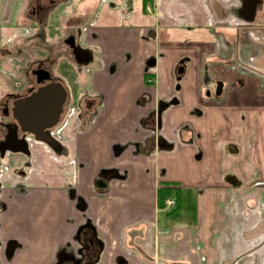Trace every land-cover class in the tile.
Masks as SVG:
<instances>
[{
  "label": "crops",
  "instance_id": "1",
  "mask_svg": "<svg viewBox=\"0 0 264 264\" xmlns=\"http://www.w3.org/2000/svg\"><path fill=\"white\" fill-rule=\"evenodd\" d=\"M243 1L0 0V78L49 61L87 100L58 151L26 138L28 154L0 155V264H256L264 0L241 31ZM224 3L239 25L222 26ZM67 36L86 55L76 72ZM161 185L179 188L175 214L156 210Z\"/></svg>",
  "mask_w": 264,
  "mask_h": 264
},
{
  "label": "flooded vegetation",
  "instance_id": "2",
  "mask_svg": "<svg viewBox=\"0 0 264 264\" xmlns=\"http://www.w3.org/2000/svg\"><path fill=\"white\" fill-rule=\"evenodd\" d=\"M219 18H220V20H224V19H226V16L225 17L220 16ZM241 19L244 20V22L242 20V25H240V27H242L241 28V31H242V30H247V29L253 28L252 25H254L255 20L257 18H255V16H253V19L251 21H248L247 17H243ZM255 25H256V23H255ZM259 26H261V25H256L255 28H257ZM64 42L70 48V55H71V62H72V64H70V66H72V67L75 66L74 71L76 72L77 70H79L78 64L85 61L86 55H84L81 52L80 48L76 45L74 36H67L65 38ZM48 65H49V61L38 60L35 63V66L33 68H31V70H30L31 73L30 72L28 73L26 71H25V73H23V75L20 79V85H19V87L21 89L20 92L16 93L13 91H8V90L6 91L5 90V92L2 93V95H0V144L2 142L7 141V144L9 146H13V144L11 142V137L14 134V132L16 133L18 140L23 139L25 142V139L29 138V139L35 141L32 135H30L28 133L21 132L17 121L13 118V114H12L13 104L15 101L26 98V97L30 96L32 93H35L39 88H42V87L47 86L49 84H59L62 86V88L66 92V98H65V101L62 105V112L59 115V119H58L57 124L48 130L50 132V137L52 138V140L55 143V149H52L47 145H45V146L50 148L52 151H58L60 149V145L57 144V142L53 136V132L55 131L57 126L61 123L62 118H64V116L66 115V113H65L66 110H68L70 107L74 108V110H75L76 107L81 106L80 103H85L87 100L85 98H83V99L81 98V99H79L80 102L78 100L76 101V97L73 96V93L74 92L76 93V90L72 89V91H71L70 88L66 87L64 81L61 80L60 78L56 77L53 74V72L50 70ZM71 71H73V70H71ZM181 71H182L181 69L178 70V73L180 74ZM148 80H151L152 82L148 83ZM146 81L148 84H153V82H154V80L150 77H148ZM218 89H219V85L217 87V90ZM35 142H38V141H35ZM25 146H26V143H25ZM6 152L12 153L10 151H3V152L0 151V155L3 157V155ZM21 154H23V155L28 154L27 147H26V152L21 153ZM20 174L23 175L22 172ZM101 182H103L105 184V180H99L98 181V183H101ZM157 188H159V186ZM156 191H157V189H156ZM168 199H173L174 206H173V208H170V209L166 208L164 206V201H165L164 200L163 201V209H161V210L166 211V213L173 210L176 206V203H175V200L173 197L168 198ZM156 210H159V209L156 207ZM85 231H86L85 233L88 232V230H85ZM76 234H77L76 242L80 245V248H82L84 250V249L88 248L87 247L88 245L92 246V244H91L92 240L87 239L85 241V238L83 235L84 233L80 234V232H77ZM91 237H93V236H91ZM88 242H89V244L87 245L86 243H88ZM263 242H264V239L262 241L258 242L255 246L256 248L254 249L255 257H256V261H257L256 264H261L259 257H262L264 255V243ZM95 243H97V241H95ZM233 263L235 264V262H232L231 264H233Z\"/></svg>",
  "mask_w": 264,
  "mask_h": 264
},
{
  "label": "water",
  "instance_id": "3",
  "mask_svg": "<svg viewBox=\"0 0 264 264\" xmlns=\"http://www.w3.org/2000/svg\"><path fill=\"white\" fill-rule=\"evenodd\" d=\"M256 0H246L242 2L244 13L248 15V21L252 20L254 10L256 9ZM225 10L231 12L230 16L222 22L223 27L239 25L234 18V6L224 3ZM214 17L213 11H211ZM215 20V18H214ZM66 98V92L59 84H49L39 88L30 96L17 100L13 104L12 114L17 121L21 132L33 136L35 141L43 143L52 149H55V143L50 137V128L58 122L59 115L62 112V105ZM13 146H9L7 141L0 144V151H10L12 153H25L26 146L24 140H18L16 133L11 137ZM98 188H104L103 182L97 184Z\"/></svg>",
  "mask_w": 264,
  "mask_h": 264
},
{
  "label": "rangeland",
  "instance_id": "4",
  "mask_svg": "<svg viewBox=\"0 0 264 264\" xmlns=\"http://www.w3.org/2000/svg\"><path fill=\"white\" fill-rule=\"evenodd\" d=\"M51 34H52V37H55L56 36V34H54V33H51ZM17 66L14 67L15 69L13 71H11L12 72L11 74L1 76V78H0V88L4 89V91L6 89V91L8 90V91L16 92V93L17 92H20V90H21L20 87H19V85H20V79L17 76V74H18L17 73ZM48 66H49V68H50L51 71H53L54 68H55V65H53L51 63H49ZM66 66H69V68L71 70H73V67L72 66H70V65H66ZM7 68L8 67L6 66V70H7ZM55 71H57V69H55ZM68 72L65 70L64 71V74L62 72L60 74H58V71H57V72H54L55 74L54 73L53 74L56 77H58L61 80H63L64 83H65V85H66V87L70 88L71 91H72L73 84H74V79H73L74 76H73L72 72H69V73ZM160 220H161V217H160ZM243 227H244L243 223H240L238 226H236V229L238 230L239 233H241V230H242ZM262 227L263 226H261L260 229ZM255 235H256V232H253L252 235H248V234L245 233L244 236L254 237Z\"/></svg>",
  "mask_w": 264,
  "mask_h": 264
},
{
  "label": "trees",
  "instance_id": "5",
  "mask_svg": "<svg viewBox=\"0 0 264 264\" xmlns=\"http://www.w3.org/2000/svg\"><path fill=\"white\" fill-rule=\"evenodd\" d=\"M173 197L176 203V206L173 210L169 211L167 214L168 215H172L175 214L178 209H179V205H180V191L179 188L175 187V186H169V185H161L159 188H157L156 191V207L161 210L163 209V201ZM88 228L90 229V231L92 232L91 227L88 224H85L81 227L80 229V234H82L85 230H88ZM100 248V245H98Z\"/></svg>",
  "mask_w": 264,
  "mask_h": 264
},
{
  "label": "built area",
  "instance_id": "6",
  "mask_svg": "<svg viewBox=\"0 0 264 264\" xmlns=\"http://www.w3.org/2000/svg\"><path fill=\"white\" fill-rule=\"evenodd\" d=\"M151 82H152L151 80H148V83H151ZM164 206H165L166 208H168V209L173 208V206H174V201H173V199H167V200H165V201H164Z\"/></svg>",
  "mask_w": 264,
  "mask_h": 264
}]
</instances>
